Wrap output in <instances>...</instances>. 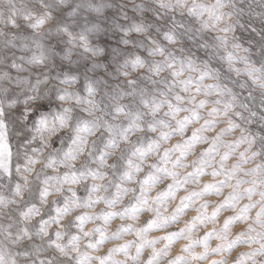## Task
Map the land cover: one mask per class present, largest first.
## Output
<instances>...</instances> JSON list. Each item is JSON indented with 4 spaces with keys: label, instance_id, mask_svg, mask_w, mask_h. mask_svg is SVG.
Instances as JSON below:
<instances>
[{
    "label": "snow or ice",
    "instance_id": "1",
    "mask_svg": "<svg viewBox=\"0 0 264 264\" xmlns=\"http://www.w3.org/2000/svg\"><path fill=\"white\" fill-rule=\"evenodd\" d=\"M210 255L264 264V0H3L0 264Z\"/></svg>",
    "mask_w": 264,
    "mask_h": 264
},
{
    "label": "rangeland",
    "instance_id": "2",
    "mask_svg": "<svg viewBox=\"0 0 264 264\" xmlns=\"http://www.w3.org/2000/svg\"><path fill=\"white\" fill-rule=\"evenodd\" d=\"M205 2H207V0H205ZM3 3V0H0V4H2ZM91 74V73H90ZM45 110H47L46 108H45ZM199 147L200 146H197V151L199 150ZM193 157L192 156H189L188 157V160H191ZM229 163H231V161H229ZM205 179H208V180H210L211 179V177H202V180H205ZM188 187H192V185H189ZM228 191V189H225V192H227ZM181 193H183L182 191L181 192H178L177 193V201H178V199H179V197L181 196L180 194ZM153 194H155V190H153ZM204 199H209V200H218V199H220L219 197H216V196H206V197H204ZM177 201H170L169 202V210H171V208L172 207H174L175 206V203L177 202ZM211 208H212V205H209V211H211ZM147 214H148V216H147ZM147 214H145L146 216H143V215H141V220H144V219H146V218H148V217H150L152 214L151 213H147ZM229 214V212H222L221 213V215H220V220H222L223 219V217L225 216V215H228ZM182 218H185V220H184V222L189 218V217H186V215L184 214V216H182V217H180L179 218V223H175V224H171V225H169V227L168 228H166V229H162L161 231L163 232V234H164V232H166V231H174V230H178L179 228H181L182 226L180 225V223H181V221L180 220H182ZM115 223H117V221H114L113 222V225L115 224ZM219 223H220V221H218L217 222V227H219ZM88 227H91V225H88ZM212 227V225H208V228H211ZM237 227H243V225H238V226H236V227H234L233 229H232V231L233 232H235L236 231V228ZM256 227H259V226H256ZM206 229H203V228H201V230H198L196 233H194L193 235H194V237L195 236H199L203 231H205ZM177 242V241H176ZM178 243V242H177ZM210 247H214L217 243H215L214 241H210ZM246 247L247 245H245V244H241V245H238L235 249H233V251H232V253L230 254V255H228V254H226L227 255V258H228V260L229 261H231L232 260V258L233 257H235L236 256V254L238 253V252H241V251H247V249H245V247ZM108 247V245H107V243L104 245V248H107ZM101 251H103L102 249H101ZM147 251L148 250H146V254H147ZM231 256V257H230Z\"/></svg>",
    "mask_w": 264,
    "mask_h": 264
},
{
    "label": "bare ground",
    "instance_id": "3",
    "mask_svg": "<svg viewBox=\"0 0 264 264\" xmlns=\"http://www.w3.org/2000/svg\"><path fill=\"white\" fill-rule=\"evenodd\" d=\"M181 196L182 195H184V193H181L180 194ZM214 200V199H213ZM216 200V199H215ZM145 214H147V213H143L142 215L143 216H146ZM195 213H194V211H189V212H187V213H185V215H186V217H190V216H192V215H194ZM147 216H148V214H147ZM184 216V215H183ZM182 217V216H181ZM184 220H185V218H182V220H180L181 221V223H180V225L182 226V225H184ZM201 230V229H200ZM163 234V232L161 231V230H159V231H151V232H149L148 233V236H149V238L150 237H152V236H157V235H162ZM129 238H131L130 236H126V237H124V239H129ZM211 241H214L215 243H218V241L217 240H215V239H212ZM178 242V243H177ZM177 242H175L174 243V245H173V247H172V249H171V254L172 255H175L176 253H177V251H178V249L180 248V246L182 245V244H184V243H186V241H184V240H177ZM115 243H117L116 241H109L108 243H107V245L109 246L110 244H115ZM121 243H122V241H121ZM163 242H161V244H162ZM161 244H157L156 246L157 247H160L161 246ZM211 244V243H210ZM244 246V245H243ZM107 247V246H106ZM245 247V246H244ZM211 248V247H210ZM245 249H248V245L245 247ZM103 250V249H102ZM202 249L200 248V247H197V248H195L194 249V251H196V252H200ZM246 251V250H245ZM231 257V256H230ZM122 258V257H121ZM217 258H219V257H215V256H209L206 260H202V261H200V264H209V261H211V260H213V259H217ZM193 264H196V262L194 261L193 262Z\"/></svg>",
    "mask_w": 264,
    "mask_h": 264
},
{
    "label": "clouds",
    "instance_id": "4",
    "mask_svg": "<svg viewBox=\"0 0 264 264\" xmlns=\"http://www.w3.org/2000/svg\"><path fill=\"white\" fill-rule=\"evenodd\" d=\"M238 4L241 6H246L247 3L251 2V0H237ZM193 51H195V49H193ZM202 54V53H201ZM239 99L243 102L252 104V101H248L246 96H240Z\"/></svg>",
    "mask_w": 264,
    "mask_h": 264
},
{
    "label": "crops",
    "instance_id": "5",
    "mask_svg": "<svg viewBox=\"0 0 264 264\" xmlns=\"http://www.w3.org/2000/svg\"><path fill=\"white\" fill-rule=\"evenodd\" d=\"M117 243H121V241H116ZM145 255H147L146 253H145Z\"/></svg>",
    "mask_w": 264,
    "mask_h": 264
}]
</instances>
